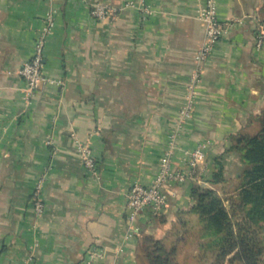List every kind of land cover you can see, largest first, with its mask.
<instances>
[{
    "label": "crops",
    "instance_id": "crops-1",
    "mask_svg": "<svg viewBox=\"0 0 264 264\" xmlns=\"http://www.w3.org/2000/svg\"><path fill=\"white\" fill-rule=\"evenodd\" d=\"M132 1L0 0V264H83L95 252L93 264H137L138 238L178 227L194 205V184L235 193L243 165L231 138L253 130L264 111V0H215L220 20L233 25L205 64L172 155L187 170L186 153L205 144L206 162L170 187L163 224L146 213L130 223L127 195L135 182L154 181L170 148L205 41L199 10L208 0H144L148 15L126 6ZM98 3L114 18H94ZM50 13L44 72L54 83L27 97L19 72ZM80 144L91 148L96 175ZM219 166L225 181L213 185ZM42 177L38 216L32 195Z\"/></svg>",
    "mask_w": 264,
    "mask_h": 264
},
{
    "label": "trees",
    "instance_id": "trees-1",
    "mask_svg": "<svg viewBox=\"0 0 264 264\" xmlns=\"http://www.w3.org/2000/svg\"><path fill=\"white\" fill-rule=\"evenodd\" d=\"M252 124L253 130L231 138V149L243 165L235 193L223 198L213 188L194 184V205L180 213L178 227L164 237L142 233L138 238L137 264H264V111ZM224 181L223 167L219 166L211 183ZM146 214L154 222L166 223L167 213L155 215L147 210ZM191 215L199 223L196 248L210 251L211 256L200 258L197 250L186 248L190 233L185 229Z\"/></svg>",
    "mask_w": 264,
    "mask_h": 264
},
{
    "label": "built area",
    "instance_id": "built-area-1",
    "mask_svg": "<svg viewBox=\"0 0 264 264\" xmlns=\"http://www.w3.org/2000/svg\"><path fill=\"white\" fill-rule=\"evenodd\" d=\"M126 6H140L145 15L151 13L149 6L145 4L144 0L132 1ZM115 12V9L100 3L94 4L91 8L92 16L98 20L114 18ZM199 19L205 24L206 34L205 41L196 55L197 65L191 77L188 104L179 115L177 128L171 135L170 148L161 158L160 168L154 181L150 185L135 182L128 192L127 208L130 214V223H133L136 218L142 216L147 210H151L155 215L168 213L171 208L170 197L175 196L170 187L173 184H182L189 178H192L194 171L206 162L205 144H198L192 151L186 153L185 162L187 170L176 168L172 161V155L177 146L180 130L193 117L197 86L201 82L205 64L216 43L228 33L233 25L232 22L220 20L215 0H208L206 5L199 10ZM236 22L241 23L242 20H237ZM54 27L55 17L53 13H50L46 18V26L35 42L33 57L25 62L20 69L19 73L27 85V97H32L44 84L54 83V80L48 78L44 72L47 38L53 33ZM257 47L258 49L264 48V24H260L258 28ZM48 143L51 144L52 142ZM78 152L84 162L85 168L96 175L97 162L91 148L88 145L80 144ZM44 178L42 177L36 183L32 195V204L38 216H41L46 208L41 196ZM99 257V253H91L83 264H93Z\"/></svg>",
    "mask_w": 264,
    "mask_h": 264
},
{
    "label": "rangeland",
    "instance_id": "rangeland-1",
    "mask_svg": "<svg viewBox=\"0 0 264 264\" xmlns=\"http://www.w3.org/2000/svg\"><path fill=\"white\" fill-rule=\"evenodd\" d=\"M223 198H228V196H222ZM227 203V202H226ZM188 220L190 221V224L188 225V227L185 229V231H188L190 234L188 235L187 239H188V245L186 246V248L188 249H192L194 248V250H197V241H196V235L195 233L199 230V223H198V219L195 215H192L191 217L188 216L187 217ZM182 229V228H181ZM184 230V229H183ZM196 253L198 254L197 256H199L200 258H203L205 255H209L211 256V252L208 250H197ZM196 263V262H195ZM193 264V263H192Z\"/></svg>",
    "mask_w": 264,
    "mask_h": 264
}]
</instances>
